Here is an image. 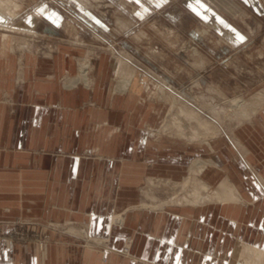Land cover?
I'll return each instance as SVG.
<instances>
[{
  "label": "rangeland",
  "instance_id": "obj_1",
  "mask_svg": "<svg viewBox=\"0 0 264 264\" xmlns=\"http://www.w3.org/2000/svg\"><path fill=\"white\" fill-rule=\"evenodd\" d=\"M15 1L20 5L15 17L0 16V34L9 36L3 51L0 49L5 53L0 59L2 104H11L14 100V109L21 107L18 115L23 117L27 113L22 108L26 105V84L41 79L35 73L28 75L27 71L41 69L46 63L42 75L46 79L50 76L48 79L59 87L65 90L90 89V81L93 79L96 83L98 80V83L108 85L109 94L116 100L119 98V102L130 105L131 118L135 116L129 124L126 139L121 140L115 135L113 145L114 155L125 147L128 155L124 161L129 163L128 171L124 173V187L128 192V198H125L129 205L113 214L117 222L114 224L115 238L121 242L115 247L110 246L109 254L99 257L100 262L230 264L238 240L264 250V202L253 205V200L243 196L244 202L239 206L244 214L240 225L235 227L232 220L217 214L214 202L192 205L183 200L192 191L193 178L197 183L205 184V192L209 194L216 189L217 181L227 174L221 155L233 152L227 142L234 136L239 138L242 130L257 128L264 141V130L257 123L258 113L264 110V105L249 120L239 124L233 116L238 109L231 108L234 106L232 99L249 102L264 94V12H257L243 0H225L226 5L220 8L214 0H196L198 7L192 6L190 0ZM202 3L212 11L203 13ZM233 3L237 5L235 8H232ZM59 54L73 59L70 62L73 70L60 75H53L50 70L52 74H47L45 71L51 68L50 60ZM100 60L107 63L102 65L98 74L95 63ZM116 60L123 63L120 71H116ZM87 63V68L81 69L80 64ZM91 64L95 65L94 68L90 67ZM126 68L133 74L129 85L122 89L123 78L127 75L122 78L120 74ZM80 69L86 73L85 79H77L82 76ZM134 82L143 86L140 100L139 97L133 98ZM15 91L17 93L13 95ZM126 95L131 96L129 101L128 98L121 99ZM90 104L87 101L85 107ZM65 110L74 111L73 108ZM188 110L197 117L188 116L185 113ZM199 121L206 122L207 126L200 127ZM74 126L76 131H73ZM74 126L65 127L66 136L57 142L59 147L64 145L67 154L77 152L83 156H95L94 151L88 150L90 147H84V140H78L79 126ZM21 127L23 125L18 124L14 129L20 130ZM112 128L118 132L120 125ZM241 142L250 148L244 139ZM86 143L93 145L95 142L87 140ZM260 145L250 149L254 148V152L261 155L264 145ZM102 147L105 150V146ZM83 148L87 150L84 152ZM195 162L206 164L200 171L197 166L190 172ZM212 170H216L214 179L210 178ZM184 179H188L187 187H182ZM257 197L264 201V193H258ZM259 207L261 209L257 211ZM203 210H206L204 214ZM150 213L154 217L163 216V221L167 222L169 216L178 218L175 237H171L176 241L172 248L146 242L143 247L145 236L140 233L145 223L153 222L144 218ZM0 222L7 223L6 231L0 229V238L8 236L41 247L54 240L51 234L62 233L76 236L82 250L108 247L106 242L109 239L90 236L83 222H49L44 225V230L40 228L35 232L27 229L30 222L18 218ZM70 226L79 233L70 231ZM203 226L219 234L218 251L187 253L185 249L192 245L194 231ZM147 227L151 233L160 232ZM167 231L169 228L161 234L168 238ZM84 232H87L86 237L82 235Z\"/></svg>",
  "mask_w": 264,
  "mask_h": 264
},
{
  "label": "crops",
  "instance_id": "obj_2",
  "mask_svg": "<svg viewBox=\"0 0 264 264\" xmlns=\"http://www.w3.org/2000/svg\"><path fill=\"white\" fill-rule=\"evenodd\" d=\"M243 1L248 2L257 12H264V0ZM214 3L219 8L226 5L225 0H214ZM190 4L198 7L196 0H190ZM233 6L232 8H235L237 5ZM201 10L203 13L212 11L204 3ZM4 54L0 52V59ZM71 60L73 59L69 56L59 54L50 60L52 69L45 72L60 75L66 70L72 71ZM105 62L107 63L106 60H100L95 63L98 66V74ZM45 65L46 63L42 64L41 69L31 68L27 71L28 75L35 73L41 79L26 84V105L22 108L27 110V113L23 117L18 115L21 107L14 109V100L11 104L0 102V220L18 218L30 222L27 229L32 232L40 231V228L44 230V225L49 222H83L90 236L109 239L106 244L108 247L82 250L76 236L62 233L51 234L54 240L41 247L36 243H22L7 236L0 238V264H102L99 257L108 255L110 246L115 247L121 242V239L115 238L116 232L111 217L129 205V200L125 198H128V192L126 186L124 187V173L129 168V163L124 161V158L128 154L124 146L120 153L113 154L114 137L116 135L125 140L129 124L135 116L131 118L130 105L119 102V98L116 100L109 94L107 84L98 83V80L95 83L92 79L90 89L77 87L65 90L55 81L48 79L50 76L46 79L42 75ZM94 66L91 64L90 67ZM142 87L139 82L132 84L133 98L141 99ZM14 93L17 91L13 92V95ZM130 97L126 95L121 99L128 98L129 101ZM87 101L91 104L85 107ZM66 108H73L74 111H66ZM258 115L257 123L261 124L264 130V110ZM18 124L23 127L20 130L14 129ZM28 125L31 127H27ZM67 125L79 126L76 132L78 140H84V147H90L88 150L94 151L95 156H83L77 152L67 154L64 145L59 147L57 142L66 136ZM113 125H120L118 132L112 128ZM85 127L88 128L83 129ZM73 131H76L75 126ZM259 131L257 128H245L241 131V138L234 136L232 141L227 142L233 152L222 155L219 152L227 174L219 179L216 185L217 188L223 181L232 184L241 202H244L245 196L257 206L264 202L257 199L262 197H257L258 193H264V152L259 155L254 152V148H250H258V144L264 145ZM243 139L250 146V150L242 144ZM87 140L95 143L88 145ZM102 146H105V150ZM78 147L81 148V145L78 144ZM86 150L87 148H83L84 152ZM260 150L262 152V149ZM211 172L213 175H210V178L214 179L216 170ZM239 203H215L217 214L229 218L235 227H238L244 214ZM257 209L260 211L261 207ZM202 212L204 214L206 210ZM151 217L154 219H150ZM144 218L153 222L142 226L140 234L145 236L143 247L146 242L172 248L176 241L171 237H175L178 218L169 216L167 222L163 221V216L154 217L152 213ZM147 226L160 232L151 233L146 230L149 229ZM165 227L169 228L167 233L170 238L161 234ZM197 228L200 230L194 231L191 237L192 245L185 251L200 254L218 251L221 242L219 234L205 229L204 226ZM0 229L6 231L7 223L0 222ZM69 230L79 233L74 226H70ZM87 232L82 235L86 237ZM223 242L222 240L221 245Z\"/></svg>",
  "mask_w": 264,
  "mask_h": 264
},
{
  "label": "bare ground",
  "instance_id": "obj_3",
  "mask_svg": "<svg viewBox=\"0 0 264 264\" xmlns=\"http://www.w3.org/2000/svg\"><path fill=\"white\" fill-rule=\"evenodd\" d=\"M19 7H20V5L15 0H0V16L5 15V16H14L15 17V14L18 12V11L16 12V10ZM3 29H5V28H3ZM15 30H17V29H15ZM6 31L9 32L8 30H6ZM8 38H9V36L7 34H0V49L2 51H3V47L6 46V44H7ZM12 40H13V37H12ZM88 64L89 63H87V64H80L81 65V69H83L84 67L87 68ZM115 66H116V71H120L122 69V67H123L122 61L116 60ZM85 74L86 73L82 71V73H81L82 76H80L77 79H81V78L82 79H85ZM124 74L127 75L126 78H123ZM132 74H133L132 73V70H130V69H127L123 73L120 74V76L124 79L123 80V83H122V89H125L129 85L130 80H131V77H132ZM160 89H161V87H160ZM231 104H234V106L232 105L231 108L236 107L238 109V111H237L236 114L233 113V116L235 117V119L237 120V122L239 124L241 121H247V120H249L251 118V116L254 115L264 105V94H259V95L255 96L249 102H244L242 100L232 99L231 100ZM185 113H187L188 116H191V117H194V118L197 117L196 114L193 111H189L188 110ZM174 121L175 120H173V122ZM199 126L205 128L207 125H206V122L199 121ZM181 130H183V129H181ZM193 137H195V136H193ZM195 138H197V137H195ZM199 141L202 142V140H199ZM205 164L206 163H203V162H200V163L199 162H195L193 164V166L190 168V172H192V170L195 171L196 170L195 168L197 166L200 167L198 169V171H200L201 170V167H203V165H205ZM198 181H199V179H198ZM187 184H188V179H184V182L182 184V187H185ZM218 185L219 186L216 189H214L209 194V193L205 192V190L207 188L206 185L205 184H199V183H197L196 179L193 178L192 191H191V193H189L188 195H186L183 198V200L185 202H187V203H191L192 205L193 204H201V203L208 202V201L214 202V203H218V204H230V203H235V202L236 203L241 202V198L237 194V192L234 189V187L232 186V184L230 185L228 182L223 181V182H221ZM167 204L168 203H166V205ZM142 206H144V205H142ZM112 218H113V220H111V222L113 223V226H114V224H117V222H116L115 216H113ZM238 242H239V245H236L235 246L234 252H233V257L232 258H234V259L233 260H232V258L230 259V262H231L230 264H264V250L263 249L258 248L255 245L246 243V242H244L242 240H238ZM124 254H126V252Z\"/></svg>",
  "mask_w": 264,
  "mask_h": 264
}]
</instances>
